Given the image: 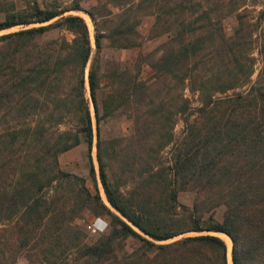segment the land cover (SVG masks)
Returning a JSON list of instances; mask_svg holds the SVG:
<instances>
[{
	"label": "trees",
	"instance_id": "1",
	"mask_svg": "<svg viewBox=\"0 0 264 264\" xmlns=\"http://www.w3.org/2000/svg\"><path fill=\"white\" fill-rule=\"evenodd\" d=\"M235 2H0V30L20 25L0 33V264L21 253L29 264H230L224 232L232 264H264V45L253 78L254 33ZM72 9L89 15L94 48ZM234 11L227 33L223 14ZM142 14L153 16L150 36L166 38L130 63L105 56L104 38L142 46ZM53 29L70 35L47 38ZM112 120L124 127L109 131ZM81 143L93 189L60 165ZM93 155L119 213L100 195ZM180 191L193 193L190 204ZM86 213L110 216L90 243ZM187 231L205 232L156 241Z\"/></svg>",
	"mask_w": 264,
	"mask_h": 264
},
{
	"label": "rangeland",
	"instance_id": "2",
	"mask_svg": "<svg viewBox=\"0 0 264 264\" xmlns=\"http://www.w3.org/2000/svg\"><path fill=\"white\" fill-rule=\"evenodd\" d=\"M6 1H10V0H0V2H6ZM16 1H17V4H19V6H23V5L25 6L27 1H33V0H16ZM37 1H39L40 3L44 2L48 4H57V5H69L73 2V0H37ZM78 1L82 7L88 8L91 4L95 3L97 0H78ZM235 1H237L235 2L237 3V6H235L237 7L236 12H240L242 15H244L243 16L244 19L246 21H249V23H251L252 30L254 33L253 34V37H254L253 55L255 56V64H254L255 71L252 75V77L254 78L256 71L260 66V55L258 53V48L264 45V0H235ZM208 4L211 5L209 1H208ZM115 10H117V8H115ZM67 12L78 13L85 18L89 26L92 46L94 48V42H93L94 27H93V23L89 15L82 9H72L70 11H65L64 13H67ZM236 12L234 11V12L223 14V23H224L227 33H230L232 31V27L235 26L236 24V17H235ZM2 14L3 13L0 12V17L2 16ZM140 17L142 20L138 24L137 28L139 29L140 37L144 42L142 46L137 47V48H116L110 44V41L107 38H104L103 39V43H104L103 52L105 56L113 57L123 62L129 61L130 63V62H133V60L135 59L139 51L140 52L148 51L156 47L166 38L164 35L153 36V37L150 36L152 32L151 28L153 27V25H151L152 19H153L152 14H142ZM19 27L20 25H14L11 27H7L4 29H1L0 33L11 31ZM60 32L65 33L68 36L70 35V33L66 31L65 29H62V30L53 29L47 34L46 37L48 38V37L56 36ZM149 73H150L149 67L145 66V68L142 71V76L146 77L147 75H149ZM185 93L189 96L192 105L195 106L200 103L197 92H192L189 89H185ZM108 126H109L108 127L109 131L117 132L120 127H124V121L112 120L108 124ZM183 128H184L183 119L182 117H178L174 125L175 135L176 136L180 135L182 133ZM162 155L164 156V159L165 158L169 159L171 155V145H168L167 147L164 148V150L162 151ZM59 161H60V165L62 168L83 174L86 178L87 184L92 189L95 188L94 181L91 175L89 174V170H88L87 157H86V146L84 143L73 146L72 148L62 152L59 155ZM94 163H95V171H96V180H97L98 188L100 191V195L103 198V200L108 205H110L106 198L102 183L100 181L99 170H98L97 160L95 156H94ZM124 185H127L125 189H128L132 186V183L121 184V187H124ZM178 199L183 203L190 204L193 200V193L190 191H180ZM222 210H223L222 206H219L217 208L216 215L218 217L220 216ZM94 217H99L102 220L101 228L97 232L91 231L86 226V224L89 221H91ZM109 219H110V216L108 214L86 213L85 219L81 220L82 225L85 226V229L87 231V236L85 238V241L89 243L93 242L99 235L106 233L110 229ZM200 232H205V231H187V232L175 235L167 239L156 240V241L157 242H168V241H172L173 239H176L183 235L196 234ZM216 234H219V233H216ZM219 235H221L226 240L228 244V250H229L228 255L231 257V240L229 236H227V234H224V233H220ZM125 244H126V248L130 250L135 245L138 244V241L130 238L125 241ZM230 257H229V262L230 264H232ZM15 264H29L27 256H25L24 253L19 254Z\"/></svg>",
	"mask_w": 264,
	"mask_h": 264
},
{
	"label": "built area",
	"instance_id": "3",
	"mask_svg": "<svg viewBox=\"0 0 264 264\" xmlns=\"http://www.w3.org/2000/svg\"><path fill=\"white\" fill-rule=\"evenodd\" d=\"M102 224V220L99 217H94L91 221H89L86 226L93 232H97L100 230Z\"/></svg>",
	"mask_w": 264,
	"mask_h": 264
},
{
	"label": "water",
	"instance_id": "4",
	"mask_svg": "<svg viewBox=\"0 0 264 264\" xmlns=\"http://www.w3.org/2000/svg\"><path fill=\"white\" fill-rule=\"evenodd\" d=\"M110 204V203H109ZM115 209V208H114ZM118 212V210H116ZM119 213V212H118ZM138 229V228H137ZM225 233V232H224ZM226 234V233H225ZM230 238V237H229ZM231 240V239H230ZM231 262H232V258H231Z\"/></svg>",
	"mask_w": 264,
	"mask_h": 264
},
{
	"label": "bare ground",
	"instance_id": "5",
	"mask_svg": "<svg viewBox=\"0 0 264 264\" xmlns=\"http://www.w3.org/2000/svg\"><path fill=\"white\" fill-rule=\"evenodd\" d=\"M228 236V235H227ZM228 257H230L229 255H228ZM230 260H231V257H230Z\"/></svg>",
	"mask_w": 264,
	"mask_h": 264
}]
</instances>
